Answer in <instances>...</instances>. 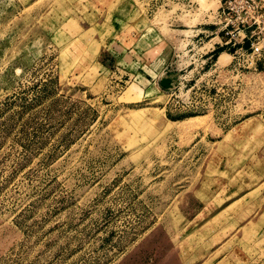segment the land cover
I'll return each mask as SVG.
<instances>
[{"label":"rangeland","instance_id":"rangeland-1","mask_svg":"<svg viewBox=\"0 0 264 264\" xmlns=\"http://www.w3.org/2000/svg\"><path fill=\"white\" fill-rule=\"evenodd\" d=\"M218 6L0 0V264H264V61Z\"/></svg>","mask_w":264,"mask_h":264},{"label":"built area","instance_id":"built-area-1","mask_svg":"<svg viewBox=\"0 0 264 264\" xmlns=\"http://www.w3.org/2000/svg\"><path fill=\"white\" fill-rule=\"evenodd\" d=\"M217 1L220 47L233 54L239 72L257 71L264 61V0Z\"/></svg>","mask_w":264,"mask_h":264},{"label":"water","instance_id":"water-1","mask_svg":"<svg viewBox=\"0 0 264 264\" xmlns=\"http://www.w3.org/2000/svg\"><path fill=\"white\" fill-rule=\"evenodd\" d=\"M234 50H232V52H233ZM161 86L163 87V88H169V87H171V80H169V79H163L162 81H161Z\"/></svg>","mask_w":264,"mask_h":264},{"label":"crops","instance_id":"crops-1","mask_svg":"<svg viewBox=\"0 0 264 264\" xmlns=\"http://www.w3.org/2000/svg\"><path fill=\"white\" fill-rule=\"evenodd\" d=\"M164 43H165V42H164ZM217 44H219V43H217ZM217 49H220V48L218 47ZM213 50H214V49H213ZM215 55H216V54H215ZM215 55H214V56H215ZM171 56H172V55L170 54V57H171ZM170 57H169V59H170ZM169 59L164 63V65H167V64H168ZM208 59H210V57H209ZM208 59H207V60H208Z\"/></svg>","mask_w":264,"mask_h":264}]
</instances>
